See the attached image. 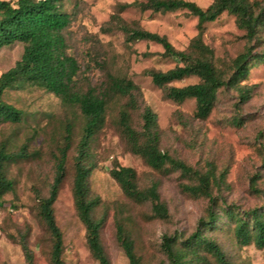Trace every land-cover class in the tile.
<instances>
[{"label":"rangeland","instance_id":"rangeland-1","mask_svg":"<svg viewBox=\"0 0 264 264\" xmlns=\"http://www.w3.org/2000/svg\"><path fill=\"white\" fill-rule=\"evenodd\" d=\"M134 1L147 0H63V9L71 18L63 30L66 52L79 64L75 89L105 91L109 75L132 80L138 86L133 93L135 107L131 109L133 127L140 128L143 107L149 106L157 115L160 149L200 172L209 170L219 179L211 187L217 219L212 227L201 230L203 236L215 242L233 264H264V248L236 243L235 222L226 213L227 209L242 212L264 207V62L252 64L248 78L241 83L250 92L245 101H241L237 88L222 87L207 118L197 119L193 117L194 99L175 102L166 98L145 72L165 71L176 62L162 54L158 43L126 41L119 28L120 20L164 35L176 49L187 50L198 33L196 17L186 10L153 12L134 4L122 7ZM188 1L202 8L212 2ZM254 1L264 6V0ZM204 27L201 39L211 48L213 62L224 74L231 71L232 60L247 47L252 53H264V28L249 42L235 16L226 11ZM22 52L21 42L0 48V74L12 67ZM197 81L191 76L172 85ZM2 99L21 111V119L0 124V147L13 157L4 167L12 189L0 200V264L27 263L22 241L32 253V264H51V237L39 214V199L48 194L67 125L71 127V141L65 176L53 203L55 221L62 233V258L66 264H98L87 247L85 227L72 194L73 158L83 125L78 106L64 104L53 93L32 84L7 89ZM128 99L119 94L107 95L104 124L90 142V194L99 198L93 216L103 221L100 240L110 264H129L116 238V221L134 240L141 264H159L168 261L160 247L161 235H174L178 241L189 237L198 220L206 219L210 201L184 190L183 185L195 184V178L169 167L152 169L131 151L118 124ZM116 165L133 168L140 188L156 185L159 199L167 207L166 218L152 217L149 202H136L123 193L110 175ZM199 253L208 264H219L205 248L201 247Z\"/></svg>","mask_w":264,"mask_h":264},{"label":"trees","instance_id":"trees-1","mask_svg":"<svg viewBox=\"0 0 264 264\" xmlns=\"http://www.w3.org/2000/svg\"><path fill=\"white\" fill-rule=\"evenodd\" d=\"M133 4L153 12L186 10L197 19L198 33L191 39L187 50L176 49L164 35L131 27L119 20V28L125 33L126 41L146 40L158 43L163 48L162 54L176 62L174 67L165 71H145L152 83L163 90L166 98L175 102L194 99L193 117L205 119L214 107L220 88H237L241 101L249 97V88L241 83L248 78L252 64L264 62V53H252L251 47H247L232 60L231 71L224 74L214 64L212 50L202 41L201 34L205 23L216 20L226 11L235 16L238 27L251 42L264 28V6L258 1L212 0L207 7L202 8L188 0H147L125 3L122 7ZM70 21V14L63 9V0H0V48L14 42L23 44L20 59L0 74V124L20 121L21 111L5 102L2 96L7 89L23 88L26 84L42 87L56 95L64 104L78 106L83 125L73 158L74 205L78 218L85 227L86 243L91 255L98 264H110L100 240L103 221L93 216L99 198L90 194L89 176L93 168L90 142L104 124L107 95L112 93L128 96V101L119 113L118 124L131 151L141 156L152 169L163 170L169 167L179 170L184 176L195 178L196 183L184 184V190L194 196L208 197L210 201L206 219L198 220L196 229L189 237L178 241L174 235H161L160 247L168 261L159 264H208L206 257L199 253L201 247L209 251L219 264H233L226 259L221 248L201 232L203 228L212 227L217 219V213L213 210L215 201L211 195V187L212 184H218L219 179L209 170L200 172L160 149L157 115L149 106L143 107L140 128L133 127L131 109L135 107L133 93L138 90V86L132 80L109 75L105 91L96 92L93 88L86 91L75 89L79 64L66 52L67 44L63 35V30ZM191 76L197 77L198 81L183 86L172 85L174 81ZM63 140L64 145L55 157L54 175L48 194L39 199V214L51 237V264H66L62 258V233L55 221L53 203L65 176L66 156L71 141L70 125L65 128ZM12 158V154L1 146L0 200L3 194L12 189V182L4 173L6 163ZM110 175L126 196L136 202H149L152 217L164 219L168 216L167 207L159 199L156 185L140 188L133 168L116 165L110 169ZM226 213L235 222L233 233L238 245L254 244L258 248H264V207H254L242 212L227 209ZM116 238L128 263L141 264V258L135 252L134 240L119 221H116ZM21 246L26 264H32L31 251L23 241ZM189 255L190 259L187 258Z\"/></svg>","mask_w":264,"mask_h":264}]
</instances>
